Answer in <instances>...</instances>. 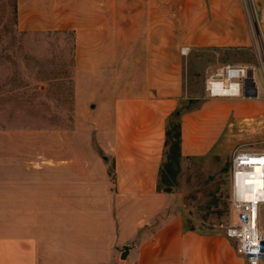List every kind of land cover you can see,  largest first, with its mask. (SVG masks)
<instances>
[{
    "label": "crops",
    "instance_id": "obj_1",
    "mask_svg": "<svg viewBox=\"0 0 264 264\" xmlns=\"http://www.w3.org/2000/svg\"><path fill=\"white\" fill-rule=\"evenodd\" d=\"M15 5L18 32L72 30L75 68L119 69L123 87L107 124L88 140L69 141L65 157H10L0 179V264H247L225 232L185 228L177 194L159 184L173 119L182 158L232 153L252 135L264 140V0ZM205 50L224 53L217 69L249 68L255 96L192 94L188 62ZM207 66L200 68L206 77ZM102 76L86 83H108ZM183 101L187 107L178 108ZM258 220L264 232V207Z\"/></svg>",
    "mask_w": 264,
    "mask_h": 264
},
{
    "label": "rangeland",
    "instance_id": "obj_2",
    "mask_svg": "<svg viewBox=\"0 0 264 264\" xmlns=\"http://www.w3.org/2000/svg\"><path fill=\"white\" fill-rule=\"evenodd\" d=\"M15 9V0H0V179L10 157L19 156L21 151L41 159H50L53 152L65 157L69 141L82 139L81 135L88 140L91 132L107 124L115 108L119 109L123 87L119 86V69L104 72L75 68L72 30L18 32ZM116 23L109 21L108 27L114 29ZM222 57L221 51L205 50L189 60L186 77L192 94L204 93L206 73L200 72L202 64L208 65V74L212 73ZM103 73L108 83H86L90 74L101 78ZM254 75L259 82V71ZM179 104L178 108L187 107L186 101ZM176 122L173 119L170 128ZM174 131L165 148L159 188L177 194L185 228L224 233L234 222L230 207L231 156L236 150H264V140L252 135L232 153L182 158L174 149ZM57 141L60 148L52 149ZM107 166L111 172L112 162Z\"/></svg>",
    "mask_w": 264,
    "mask_h": 264
},
{
    "label": "built area",
    "instance_id": "obj_3",
    "mask_svg": "<svg viewBox=\"0 0 264 264\" xmlns=\"http://www.w3.org/2000/svg\"><path fill=\"white\" fill-rule=\"evenodd\" d=\"M187 48L181 49L185 54ZM253 77L246 66H224L204 81L209 98H243L253 94ZM230 207L234 222L225 236L235 242V253L247 264L264 259V232L259 210L264 207V150L234 151L229 164Z\"/></svg>",
    "mask_w": 264,
    "mask_h": 264
},
{
    "label": "trees",
    "instance_id": "obj_4",
    "mask_svg": "<svg viewBox=\"0 0 264 264\" xmlns=\"http://www.w3.org/2000/svg\"><path fill=\"white\" fill-rule=\"evenodd\" d=\"M178 113H175V115L173 116V118H177ZM171 123L168 124L167 126V131H166V141H165V145L168 146V142H169V138L171 137V132L172 130L175 133V137H176V142L174 143V149L177 152V155L180 157V150H179V144H180V127H179V123L176 122V124L173 126V128L171 127Z\"/></svg>",
    "mask_w": 264,
    "mask_h": 264
},
{
    "label": "water",
    "instance_id": "obj_5",
    "mask_svg": "<svg viewBox=\"0 0 264 264\" xmlns=\"http://www.w3.org/2000/svg\"><path fill=\"white\" fill-rule=\"evenodd\" d=\"M252 86L254 87L253 83H252ZM254 96H255V94L250 95V97H254ZM165 191H169V189L167 188V189H165Z\"/></svg>",
    "mask_w": 264,
    "mask_h": 264
}]
</instances>
